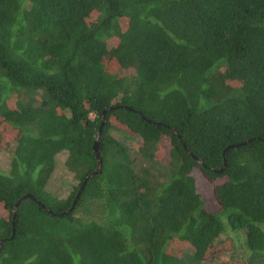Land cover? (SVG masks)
<instances>
[{"label": "trees", "instance_id": "1", "mask_svg": "<svg viewBox=\"0 0 264 264\" xmlns=\"http://www.w3.org/2000/svg\"><path fill=\"white\" fill-rule=\"evenodd\" d=\"M0 149V264H264V0H0Z\"/></svg>", "mask_w": 264, "mask_h": 264}, {"label": "rangeland", "instance_id": "2", "mask_svg": "<svg viewBox=\"0 0 264 264\" xmlns=\"http://www.w3.org/2000/svg\"><path fill=\"white\" fill-rule=\"evenodd\" d=\"M93 117V116H91ZM117 135V134H116ZM123 142L134 152L139 148L141 139L139 137L125 138L122 137ZM165 142V141H164ZM66 157L65 153H61L57 156L56 169L48 183V190L52 193L65 197L72 190V186L77 183L74 175L68 171L64 165L63 161ZM10 153L7 150L0 149V171H7L9 167ZM199 189L205 195L209 194V186L201 177L199 179ZM222 240L223 253L220 255L218 264H241L245 255L248 254L244 246L245 233L241 231H230L227 234H222L220 236ZM170 251H185L189 252L190 249L183 247L182 244L174 242L169 246Z\"/></svg>", "mask_w": 264, "mask_h": 264}, {"label": "water", "instance_id": "3", "mask_svg": "<svg viewBox=\"0 0 264 264\" xmlns=\"http://www.w3.org/2000/svg\"><path fill=\"white\" fill-rule=\"evenodd\" d=\"M105 112H106V109L102 112V121H101V125H100V127H99V130H98V135H100V133H101V128H102V125H103L104 120H105ZM244 143H245V142L240 143V144H244ZM240 144H237V145H240ZM98 146H99L98 142L95 141V143L93 144V150H94V153H95V156H96V159H97V167H96V169H95L94 172L90 173L89 175H87V176L85 177V179H84L82 185L80 186L79 192H78V194L76 195V198L78 197V195H79L80 191L82 190V188H83L84 184L86 183V181H87L92 175H94V174H96V173H98V172L100 171V168H101V159H100V157H99ZM233 146H235V145H229L228 147H226V149H227V148H230V147H233ZM226 149H225V150H226ZM196 160L200 161L198 158H196ZM224 165H225V162L223 163V167H224ZM26 198L34 199L33 196L30 195V194H25V195H23V196H22L20 199H18L17 202L15 203V211H14V215H15V213H16V208L18 207V205H19L24 199H26ZM75 202H76V199L73 201L72 207H71L69 210H71V209L73 208V206L75 205ZM45 209H47V208H45ZM47 211H48V212H51V211L48 210V209H47ZM2 243H3V240H0V246H1Z\"/></svg>", "mask_w": 264, "mask_h": 264}]
</instances>
